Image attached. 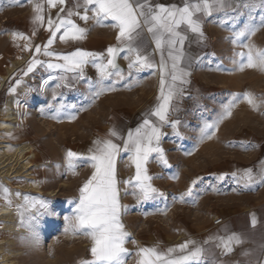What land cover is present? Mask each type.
<instances>
[{"label": "snow or ice", "instance_id": "obj_1", "mask_svg": "<svg viewBox=\"0 0 264 264\" xmlns=\"http://www.w3.org/2000/svg\"><path fill=\"white\" fill-rule=\"evenodd\" d=\"M25 0H11L13 5H22ZM33 5V25L32 35H36L37 27H45L49 32V37L44 44L35 45L33 59L29 61L24 75L34 71L37 66L46 69H59L62 73H72L71 79L84 81L88 84L92 98H99L105 92L115 91L116 85L121 81H129L125 87H132L137 84L133 73L145 69L158 68L159 93L157 104L143 114V119L135 128L129 129L126 135L110 128L104 137L97 138L92 142L86 155L81 156L76 152L68 150L66 153L67 167L75 168V161H82L88 164L91 175L79 188L78 201H73L75 207L72 215L65 217V231L75 234L85 235L91 242V260H84L82 264H124V259L128 253L125 244L128 242L129 233L122 223L121 216L127 212V206L120 203V189L118 180V159L122 154H126L129 166L134 168V175L123 181L125 194H131L137 199L138 204H144L158 198H166V194L153 186V177L149 175L148 167L150 160L155 158L162 167H169V162L164 149L160 146L165 133L162 128L170 126L174 133L179 136V120H170L171 111L174 110L176 98L183 97L184 85L188 83V68L193 57L185 50L186 42L190 39L189 34L196 38L197 43L205 40V33L202 25L205 18L220 12H227L239 4L241 0H183L181 5L153 3L152 0H74L73 8L65 9L60 7L56 18H47L45 26L44 6L45 2L49 9L56 8L57 5H65L66 0H26ZM244 6L255 8L259 6L264 9V0H244ZM83 9V11H79ZM89 12L91 15H89ZM64 13V15H61ZM76 16L81 21L92 20L95 25L112 27L116 29L115 39L117 44L106 48L105 53H96L77 48L70 53H58L52 50L51 46L59 35L61 42L84 40L89 31L88 28L78 25L72 17ZM110 21L111 23H105ZM227 21H221L224 26ZM260 28H264V18L259 23L253 19L245 23L238 31H234L232 37L233 44H240L241 38H251ZM151 35L154 43V52L146 51L143 40L144 30ZM13 39L17 37L27 41L28 36L23 33L13 32ZM247 53L240 52L237 55L239 60L235 61L238 70L255 69L264 72V49H257L252 43L243 44ZM25 51L29 50V45H24ZM42 54L44 57L54 58L56 63L42 61L36 57ZM123 54V59L127 61V74L117 64V58ZM154 54H159L160 60H154ZM59 61H62L60 63ZM92 65L97 73V79L93 82L85 75V67ZM116 77V79H112ZM51 78V77H49ZM62 83L57 87H69L68 78L64 75L58 77ZM106 81L111 83L106 84ZM19 85L20 81L17 80ZM43 87V85H41ZM15 92L16 88L9 89ZM54 100L58 97H53ZM241 99L239 95L234 96L214 123H206L200 130L201 140L211 139L215 134L214 129L220 120L232 114V108ZM242 99L253 110H257L264 105V97L257 98L253 94L245 92ZM70 107H75L71 105ZM61 108L57 107L52 119H59ZM72 115L68 119H74ZM155 118V119H153ZM245 150L257 147L255 144L243 146ZM191 155L190 152L186 153ZM232 179L243 189H251L254 185H264V160H261L255 169L247 168L240 172H232ZM171 178H176L175 176ZM225 174H220L218 179L223 181ZM197 180L192 181L194 186ZM0 192L4 194L6 203L8 200V189L0 187ZM20 196V193H16ZM193 189L190 186L186 192L179 197H173L174 201L188 203L186 198L192 197ZM26 203L31 202L36 207V212L27 219H22L21 224L29 233V238L34 244L40 242V225L42 217H56V210L44 200H37L24 196ZM194 203V201H192ZM163 211V210H159ZM147 214V213H145ZM251 226L255 227L257 220L252 215ZM227 231V229H225ZM216 241L215 246L222 250L224 254L233 251V245L241 244V235L235 232L225 236L209 237L202 244L195 240H186L175 248H168L166 252L155 247H141L137 256V264H203V258L210 241ZM135 243V241H132ZM264 250V246H262ZM179 252L173 258V253ZM245 256L249 253L245 252ZM264 264V260L258 261Z\"/></svg>", "mask_w": 264, "mask_h": 264}, {"label": "rangeland", "instance_id": "obj_2", "mask_svg": "<svg viewBox=\"0 0 264 264\" xmlns=\"http://www.w3.org/2000/svg\"><path fill=\"white\" fill-rule=\"evenodd\" d=\"M261 18H264V9L259 6L255 8L243 6L222 20L227 21L224 26H221V21L217 24L214 48L202 68L201 78L206 87L190 102L186 113L183 114L177 129L180 135L177 136L172 131L168 140L162 142V148L170 166H160L155 158L151 159L147 165L149 175L153 177V186L164 192L166 198L138 204L137 199L131 194V189L128 190L129 194H125L123 181L134 175V169L130 168L131 171L127 173L120 172L123 163L129 164V162L127 158L118 159V180L121 182L119 184L120 203L128 208V211L123 212L121 216L122 223L129 233L128 242L125 244L129 255L125 257L124 264H137L139 259L137 252L141 247H155L164 252L168 248H175L188 238L204 231L209 222L212 223L216 218H223L239 203L241 193H235L231 189L233 185L227 177V166L234 159H248L243 156L244 145H257L260 142L259 139H264V105L253 110L242 99L245 92L257 98L264 97V72L255 69L240 71L235 61L239 60L238 53H247L243 44L252 43L257 49H264V28L256 31L250 39L241 38L240 44H233L232 37L234 31H238L245 23L253 19L259 23ZM18 48L19 46L15 47L13 53L6 54L5 66L14 60ZM17 80L20 81L19 85L16 84ZM41 85V80L38 82L36 77L26 78L25 75L16 77L13 84L8 87V90L15 87L16 91H9L8 99L7 93H4L0 99V122L5 120L1 115L4 105L7 100L12 99L14 111L18 114L20 121L19 131L4 136L11 142L29 143L35 150V163L42 161L52 163V170L48 174L50 175L49 183H54L56 180H62L64 183L61 193L56 197L57 203L52 206L58 216L45 217V222L41 223L43 225L39 229L38 244L31 241L27 231L25 236L0 231V240L7 236L0 246L4 249L11 247L19 251L20 255L14 259L16 264H33L34 262L82 264V261L92 259L89 251L91 242L83 234L65 231V217L72 215V209L75 207L73 201H78L79 188L84 183L82 177L86 175L89 177L92 169L79 160L74 162V170L69 169L65 149L70 142H75V137L84 135L85 127L88 129L89 136L94 138L97 133L106 131L109 126L98 124L103 119L100 117L101 114L105 112L100 108L99 102H96L99 98L93 99L91 108L88 109L92 111L91 125L69 126L52 123L51 108L37 110L38 99L40 101L41 97L39 93L40 88L42 89ZM32 89L34 92L30 93ZM237 95L241 99L232 108V114L220 120L212 129L215 134L211 139L201 140V128L206 123L216 122L225 106ZM20 117H25L27 120L21 124ZM188 152L191 155H187ZM43 168L33 170L34 179L42 181ZM220 174L226 176L223 181L218 179ZM173 176L176 178H171ZM14 180L13 184L22 182L20 178ZM193 180H197L194 186ZM4 184L6 183L0 179V187H4ZM6 185L9 187L8 200L11 204H7L4 196H0V207L5 205L14 209L17 214L16 225L23 227L21 220L27 219L30 215L29 207L32 205L31 202H25L24 196L34 197L37 200H41V196L33 192H22L16 188L12 194L11 187ZM190 186L193 189V195L186 198L189 200L188 203L173 200V197H179ZM16 193H20V196ZM15 196L19 198H16V202ZM7 239H13V244L10 245ZM2 247L0 264H8L4 261L5 250ZM177 255L178 252L173 253V258Z\"/></svg>", "mask_w": 264, "mask_h": 264}, {"label": "crops", "instance_id": "obj_3", "mask_svg": "<svg viewBox=\"0 0 264 264\" xmlns=\"http://www.w3.org/2000/svg\"><path fill=\"white\" fill-rule=\"evenodd\" d=\"M42 2H44V0H42ZM152 2L162 3L166 5H171L174 3L181 5L183 3V0H152ZM73 5L74 0H66L65 5H57L56 8L49 9L45 2V26L47 23V18L49 16H51L53 19L56 18L60 7L68 9L73 8ZM243 6L244 0H241L239 4L234 5V7L229 11L216 13L211 17L205 18L202 25L203 31L205 33V40L203 42L197 43L196 38L192 36V34H189L190 39L186 42L185 50L191 57H193L192 63L188 68L190 74L187 77L188 83L184 85L185 91L183 97L178 96L174 102V110L171 111L169 116L170 120L180 121L183 117V114L186 113V109L188 108L190 102L195 97H198V95L206 87V84L201 78L202 68L214 48V34L217 30V24ZM32 8L33 5L31 3H27L26 0L24 3H22V5H13L11 3V0H0L1 73H5V75H7V70L5 69L11 63L8 66H5L4 60L6 59L7 53L14 52L15 47L22 46L24 49V45L27 43L29 45V50L24 51L26 53L31 52L30 59L23 65L16 68V70L9 75L2 91L0 92V99L3 97L4 93H7L6 95L8 99V97L10 96L8 87L13 84V81L16 77H19V75H24L23 73L27 70L29 61L33 59V53L35 52L34 46L37 44L42 45L46 43L49 37V32L45 30V27H37L36 35H32ZM79 11L82 12L83 9H79ZM61 15H64V13H62ZM89 15H91L90 12ZM72 19L81 27L89 29L86 38L81 41L61 42L59 40V35H61L62 32L58 33L56 40L51 46L52 50L58 53L67 54L79 48L85 51L106 54L107 47L115 46L117 44V41L115 39L116 29L112 27L95 25V22L92 20L84 22L76 16H73ZM105 23L111 22L106 21ZM13 32L23 33L24 35L28 36L29 39L25 41L24 39L17 37L14 40L12 36ZM143 40L146 45V51L149 53L154 52L155 46L152 41V37L146 29L143 33ZM36 58L45 62H48L49 60L53 63L58 62L54 58L44 57L42 54H39ZM154 60L158 65L160 60L159 54H154ZM59 62L62 63V61ZM117 64L121 69L125 71V74H127V61L123 59V54H121V56L117 58ZM84 71L85 75L93 82L97 79V73L92 65L86 66ZM13 74H15V76ZM61 75H64L68 78V81L70 83L69 87H57V84L62 83V81L58 79V77H60ZM72 76V73H62L59 69L51 70L46 69V67L37 66L36 68H34L33 72L29 73L26 76V78L36 77L37 81L39 82V80H41V84L43 85L42 89L40 88V91L38 88L39 93H41L40 101L38 99L37 103L38 111H41L40 109L43 108H51L54 114L57 107L61 108V115L59 119H53L52 123L59 125L64 124L69 126L76 124L91 125L93 123L91 116L92 111H88V109L91 108L90 106L93 102L92 93L89 91L88 84L86 82L73 80L71 79ZM133 76L137 81H139L137 84H134L132 87L128 88L125 87V84L129 83V81H121L116 85L115 91L105 92L104 94L99 96L98 100H96L97 103L99 102L100 108L105 110V112L100 116L103 119L99 121L98 124L108 125L109 127L106 129V131H101L97 133L94 138H92L89 136L87 127H85L84 135L75 137V142H70L68 148L65 149L66 153L68 150H71L73 152L81 154V156L86 155L89 148L92 146V142L97 138L104 137L110 128H116L126 135L129 129L135 128L142 122L143 114L157 104L160 74L158 68H154L134 72ZM112 79H116V77H113ZM105 83L109 84L111 83V81H106ZM33 92L34 91L32 89L30 93ZM54 94L56 97H58V99H53ZM21 102L25 104L23 100H21ZM71 105H75V107H70ZM69 115H72L75 118L69 120ZM20 119H22L21 124L23 123V121L27 120L25 117H20ZM162 131L165 133V135L162 138L160 144L161 147L162 142H166L169 136H171L173 129L170 126H165L162 128ZM259 140L260 142L256 145L257 147L245 150V154L243 156L248 157V159H234L233 161H230V164L227 166V177L233 185L231 189L235 191V193H241V199L239 203L234 209L228 211L224 215V217L222 218L223 222L221 224L213 225L209 222L208 227L204 231L196 236H192L187 239L195 240L202 244V242L209 237H226L232 232H235L241 235L243 242L239 245H233V251L231 253L224 254L221 249L215 246V240L210 241L209 244L203 245L207 249L203 258V264H258V261L264 260V250H262V246H264V185L258 184L254 185L251 189H243L239 185H237V183L232 179L230 175L232 172H240L247 168H253V170L255 171L259 162L261 160H264V139ZM121 157L125 159L127 158L126 154H122ZM130 168L134 169L133 167L129 166V164H126L124 162L121 166V170L119 171L127 173L131 171ZM51 170L52 168L42 169V182L44 183V188L54 189L60 187L61 193L62 187L64 186L62 180H56L54 183H49L50 175L48 174H50ZM89 171L90 170H88V172ZM87 179L88 175L82 177V181L84 182ZM4 185L5 186L2 188L8 189L9 197V187L6 184ZM0 196L2 197L4 196V194L0 192ZM16 198L19 199L17 196H15V202ZM33 209L37 210L36 207H33L31 205L29 207L30 215L32 214L31 210ZM253 214L257 220L255 227L251 226L250 223ZM225 229H227V231H225ZM26 234L17 236H25ZM6 237L7 236L0 240V244L1 242H5ZM185 241H183L182 243H184ZM1 247L2 246H0V249ZM2 248L3 250L6 249H4V247ZM245 252H248L249 255L245 256ZM178 255H181V253L178 252ZM33 264L43 263L34 262Z\"/></svg>", "mask_w": 264, "mask_h": 264}, {"label": "bare ground", "instance_id": "obj_4", "mask_svg": "<svg viewBox=\"0 0 264 264\" xmlns=\"http://www.w3.org/2000/svg\"><path fill=\"white\" fill-rule=\"evenodd\" d=\"M21 60H12L11 64L5 69L7 74L13 73L16 69L17 63ZM8 76L5 73L0 72V90L4 85ZM1 115L5 118L0 122V179L11 187L12 194L14 189H18L22 192H33L37 196H41V200L47 201L51 206L57 203L56 197L60 193V187L54 189H44L43 182L36 180L33 177V170L40 169L42 167L46 169L52 168L50 162L35 163V150L26 142H11L5 138V134H13L14 131H19V118L16 111H14L12 99L7 100L4 105ZM15 178L22 180L19 184H13ZM61 186V185H60ZM36 210H31V213H35ZM16 211L10 207L2 205L0 207V222L2 226L1 231H6L11 234L22 235L26 234V230L16 225ZM45 222V217L41 218V223ZM10 245L13 244V239H7ZM20 253L17 250L5 249L3 258L8 264H16L15 257Z\"/></svg>", "mask_w": 264, "mask_h": 264}, {"label": "built area", "instance_id": "obj_5", "mask_svg": "<svg viewBox=\"0 0 264 264\" xmlns=\"http://www.w3.org/2000/svg\"><path fill=\"white\" fill-rule=\"evenodd\" d=\"M31 57V52L29 53H26L24 50H23V47L22 46H19V48L17 49V52L14 56V60H16L17 58L21 59V61L19 63H17L16 68H18L19 66L23 65L24 63H26ZM9 73L7 74V76L9 77ZM7 80H5L6 82ZM5 82H4V85H5ZM3 85V87H4ZM3 87L1 88L0 92L2 91ZM223 222V219L222 218H216L213 220L212 224L213 225H218V224H221Z\"/></svg>", "mask_w": 264, "mask_h": 264}]
</instances>
